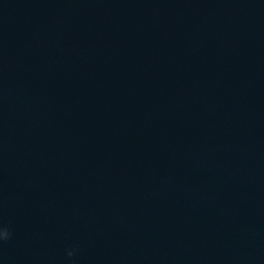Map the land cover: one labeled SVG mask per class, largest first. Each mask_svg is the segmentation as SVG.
<instances>
[{"label": "water", "instance_id": "95a60500", "mask_svg": "<svg viewBox=\"0 0 264 264\" xmlns=\"http://www.w3.org/2000/svg\"><path fill=\"white\" fill-rule=\"evenodd\" d=\"M0 229V264H264V0H0Z\"/></svg>", "mask_w": 264, "mask_h": 264}, {"label": "clouds", "instance_id": "9594fccd", "mask_svg": "<svg viewBox=\"0 0 264 264\" xmlns=\"http://www.w3.org/2000/svg\"><path fill=\"white\" fill-rule=\"evenodd\" d=\"M11 239V232L8 229H0V242H6ZM67 255L69 258L75 255L74 251H68Z\"/></svg>", "mask_w": 264, "mask_h": 264}]
</instances>
